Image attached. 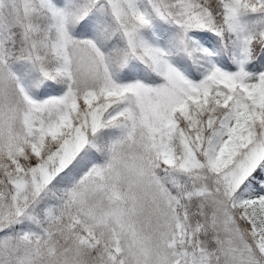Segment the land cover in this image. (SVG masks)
Returning <instances> with one entry per match:
<instances>
[{"label":"snow or ice","instance_id":"1","mask_svg":"<svg viewBox=\"0 0 264 264\" xmlns=\"http://www.w3.org/2000/svg\"><path fill=\"white\" fill-rule=\"evenodd\" d=\"M0 264H264V0H0Z\"/></svg>","mask_w":264,"mask_h":264}]
</instances>
